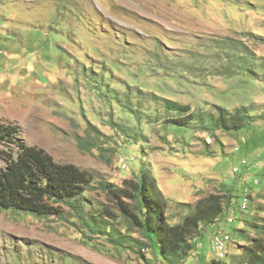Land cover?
<instances>
[{
    "label": "rangeland",
    "instance_id": "374dc122",
    "mask_svg": "<svg viewBox=\"0 0 264 264\" xmlns=\"http://www.w3.org/2000/svg\"><path fill=\"white\" fill-rule=\"evenodd\" d=\"M166 100L195 113L247 105L258 117L246 130L209 134L195 120L173 123L181 113ZM0 121L94 175L58 215L1 209L0 264H168L143 231L128 232L100 188L122 187L143 167L174 223L188 212L180 202L240 196L229 219L203 223L205 239L184 262L236 264L248 239L233 224L250 238L264 223V0H0ZM220 229L233 241L216 260ZM120 232L147 246L120 243Z\"/></svg>",
    "mask_w": 264,
    "mask_h": 264
},
{
    "label": "trees",
    "instance_id": "16d2710c",
    "mask_svg": "<svg viewBox=\"0 0 264 264\" xmlns=\"http://www.w3.org/2000/svg\"><path fill=\"white\" fill-rule=\"evenodd\" d=\"M166 101L170 111L181 113L172 120L173 123L188 126L195 120L209 134L220 130H246L253 126L258 117L252 113L253 108L247 105L234 110L214 105L216 113H195L190 105ZM17 135V127L0 121V146L4 147L0 149V158L4 161L0 167V210H17L39 217L60 214L62 204L80 198L92 184L94 175L73 163L57 162L45 149L28 145L20 141ZM100 188L117 206L128 225V232L133 228L143 231L156 260L168 264H184L205 239L206 231L201 230L203 223H212L219 217L229 219L228 210L234 197L237 199L236 207L240 204V196L234 195V192L210 193L195 203L180 202L188 212L180 222L174 223L167 217L168 204L148 168L143 167L139 175L125 180L122 187L105 181L101 182ZM104 212L106 217L116 219L108 209ZM240 224L241 221L237 219L233 224L234 233L240 239H248V244L243 245V252L237 257L236 264H264V223L254 225L258 235L250 238L245 236L247 230L241 228ZM120 236V243L144 244L129 233L120 232ZM158 248L161 249L160 254Z\"/></svg>",
    "mask_w": 264,
    "mask_h": 264
},
{
    "label": "bare ground",
    "instance_id": "6f19581e",
    "mask_svg": "<svg viewBox=\"0 0 264 264\" xmlns=\"http://www.w3.org/2000/svg\"><path fill=\"white\" fill-rule=\"evenodd\" d=\"M247 164V160L245 159L243 162H242V165H246ZM125 165V164H123ZM248 167V166H247ZM126 168V167H125ZM236 171L239 170V168H236L235 169ZM255 183H259V181H256L255 180ZM249 191V190H248ZM248 191H245L243 196H241L243 198L242 200V203H241V207L243 210H248L249 208V203H250V196L248 194ZM240 207V208H241ZM216 238H218V231L215 233V235L213 236L212 238V241H211V245L213 247V249L216 248ZM232 241V237L231 235L226 231L225 235L223 238L220 239V247H221V254L219 256V258L221 259H224L227 257V247H228V244Z\"/></svg>",
    "mask_w": 264,
    "mask_h": 264
},
{
    "label": "built area",
    "instance_id": "2783aa9c",
    "mask_svg": "<svg viewBox=\"0 0 264 264\" xmlns=\"http://www.w3.org/2000/svg\"><path fill=\"white\" fill-rule=\"evenodd\" d=\"M225 233H226V230L220 229L218 231V238L215 239L216 240V248L212 249V250L216 254V259H218L220 254H221L220 239L224 237Z\"/></svg>",
    "mask_w": 264,
    "mask_h": 264
}]
</instances>
